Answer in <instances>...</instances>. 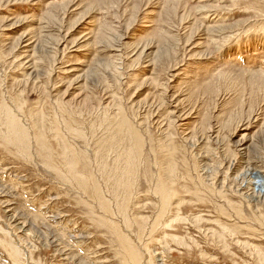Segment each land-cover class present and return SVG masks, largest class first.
<instances>
[{
    "label": "rangeland",
    "instance_id": "1",
    "mask_svg": "<svg viewBox=\"0 0 264 264\" xmlns=\"http://www.w3.org/2000/svg\"><path fill=\"white\" fill-rule=\"evenodd\" d=\"M19 262L264 264V0H0Z\"/></svg>",
    "mask_w": 264,
    "mask_h": 264
},
{
    "label": "bare ground",
    "instance_id": "2",
    "mask_svg": "<svg viewBox=\"0 0 264 264\" xmlns=\"http://www.w3.org/2000/svg\"><path fill=\"white\" fill-rule=\"evenodd\" d=\"M140 150V149H139ZM134 152H131V153H129V155H128V163L131 161V159H132V157H134ZM137 155V154H136ZM138 157V156H137ZM134 159V158H133ZM130 160V161H129ZM134 162V161H133ZM128 165V164H127ZM129 166V165H128ZM133 166V165H132ZM127 167V166H126ZM133 168V167H132ZM130 170V169H129ZM130 173V172H129ZM128 173V174H129ZM240 175V174H239ZM82 178V177H81ZM82 181V180H81ZM125 181H126V179H125ZM85 184V183H84ZM87 184V183H86ZM119 184V183H118ZM158 185H159V183H158ZM162 185V184H161ZM125 186V185H124ZM163 186V185H162ZM157 187V186H156ZM159 187V186H158ZM160 193V192H159ZM159 193H157L158 195H159ZM169 194V193H168ZM171 196V195H170ZM168 199H169V197H168ZM172 199H173V197H172ZM162 200V199H161ZM169 201V200H168ZM169 204V203H168ZM173 205V204H172ZM166 206V205H165ZM172 207V206H171ZM165 209H166V207H164ZM163 210V209H162ZM168 210V209H167ZM169 211V210H168ZM162 213V212H161ZM165 213V212H164ZM169 213V212H168ZM163 214V213H162ZM163 218V217H162ZM161 218V219H162ZM165 218V217H164ZM160 219V218H159ZM168 223V222H167ZM158 229V228H157ZM133 249V248H132ZM134 252H137V251H134ZM133 254V253H132ZM136 254V253H135ZM18 256V255H17ZM16 256V257H17ZM137 257V256H136ZM138 257H139V255H138ZM134 259V258H133ZM135 260V259H134ZM20 261V260H19ZM17 262V261H16ZM139 262V261H138ZM19 263H21V262H19ZM136 263V262H135ZM17 264V263H16ZM22 264V263H21ZM132 264V263H131Z\"/></svg>",
    "mask_w": 264,
    "mask_h": 264
}]
</instances>
